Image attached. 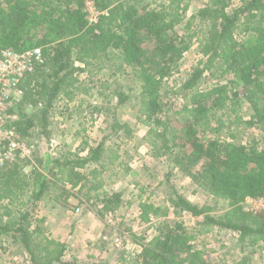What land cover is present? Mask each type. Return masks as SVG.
I'll return each mask as SVG.
<instances>
[{
	"label": "trees",
	"instance_id": "1",
	"mask_svg": "<svg viewBox=\"0 0 264 264\" xmlns=\"http://www.w3.org/2000/svg\"><path fill=\"white\" fill-rule=\"evenodd\" d=\"M88 1L100 13L95 23L86 12ZM234 2L239 6L233 7ZM189 8V0H0V58L3 51L42 48L46 59L23 86L24 105L37 111L29 114L20 107L16 124L21 135L38 141L35 161L40 170L25 174L19 163L0 170V237L12 239L29 264H77L66 260V243L46 231V219L33 215L36 204L50 196L54 181L86 190L85 198L102 215L124 204L122 193L104 188L109 150L104 143L59 156L50 153L56 102L73 99L81 90V74L104 59L131 68L141 84L138 119L148 128L152 156L166 158L198 188L231 208L225 216L210 215L181 195L167 173L169 207L143 205L144 222L150 212L159 220L155 235L121 262L207 264L194 243L214 227L232 230L242 245L264 243V214L253 215L243 207L247 198H264V149L218 137L224 121L217 117L248 104L250 126L264 133V0H207L186 22L183 37L177 29ZM194 42L202 60L182 85L187 104L180 114L185 122L173 134L161 91ZM206 75L218 82L203 90L200 82ZM115 159L110 157V162ZM171 213L203 218L201 227L189 230L183 222L169 220Z\"/></svg>",
	"mask_w": 264,
	"mask_h": 264
},
{
	"label": "rangeland",
	"instance_id": "2",
	"mask_svg": "<svg viewBox=\"0 0 264 264\" xmlns=\"http://www.w3.org/2000/svg\"><path fill=\"white\" fill-rule=\"evenodd\" d=\"M189 3L185 23L177 29L183 37L186 22L206 5L207 0H189ZM237 6L239 2H234L233 7ZM201 60L198 43L194 42L179 69L164 81L161 99L173 134H178L185 122L180 114L187 104L182 85ZM217 82L206 75L200 82V89H209ZM79 85L81 90L73 99L60 98L52 110L50 145L53 147L50 146V150L53 156H59L66 151H80L86 144L95 147L104 143L109 149L102 177L104 188L111 193H122L124 204L116 212L102 215L104 212L99 213L100 208L94 206V201L85 198L86 190H72L69 185L64 188L54 181L49 189L50 196L36 204L33 215L35 219L44 217L45 229L51 237L66 243L67 261L123 264V258L134 257L142 244L155 235L159 223L151 212L150 220L144 222L143 205L169 207L167 173L172 174L171 180L181 195L210 215L221 217L231 211L227 201L198 188L166 158L152 156L148 128L138 119L141 84L131 68L106 59L97 61L81 74ZM24 107L29 114L37 111L34 106ZM251 114L248 104H243L238 112H219L217 117L224 121V128L218 137L264 149V133L258 126H250ZM214 126L217 127L216 123ZM113 156L116 159L111 163ZM169 220L181 221L193 230L201 227L203 218L189 213H171ZM238 237L232 230L214 227L211 232L199 236L194 246L203 251L207 264H264V243L249 247L239 243ZM0 264H29V261L12 239L0 237Z\"/></svg>",
	"mask_w": 264,
	"mask_h": 264
},
{
	"label": "built area",
	"instance_id": "3",
	"mask_svg": "<svg viewBox=\"0 0 264 264\" xmlns=\"http://www.w3.org/2000/svg\"><path fill=\"white\" fill-rule=\"evenodd\" d=\"M86 12L91 23L97 22L100 13L94 2L86 3ZM45 61L42 48H35L24 53L2 52L0 58V170L15 163L22 165V171L25 174L36 169L40 170L34 159L38 150V141L21 135L16 129V124L20 121V107L24 106L23 86L27 79L36 73L38 67L45 64ZM50 146L53 147V145ZM50 153L52 154L51 150ZM243 206L253 215L264 214V198H247Z\"/></svg>",
	"mask_w": 264,
	"mask_h": 264
}]
</instances>
